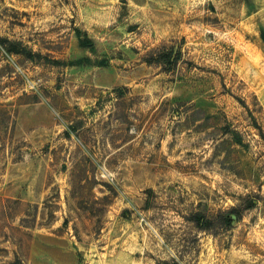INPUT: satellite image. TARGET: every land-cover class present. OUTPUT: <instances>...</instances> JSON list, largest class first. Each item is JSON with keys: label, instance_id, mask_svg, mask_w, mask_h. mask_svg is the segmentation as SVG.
Wrapping results in <instances>:
<instances>
[{"label": "rangeland", "instance_id": "rangeland-1", "mask_svg": "<svg viewBox=\"0 0 264 264\" xmlns=\"http://www.w3.org/2000/svg\"><path fill=\"white\" fill-rule=\"evenodd\" d=\"M166 263L264 264V0H0V264Z\"/></svg>", "mask_w": 264, "mask_h": 264}, {"label": "trees", "instance_id": "trees-1", "mask_svg": "<svg viewBox=\"0 0 264 264\" xmlns=\"http://www.w3.org/2000/svg\"><path fill=\"white\" fill-rule=\"evenodd\" d=\"M159 60L163 61V62H167L168 64H172L173 63V54H165L163 55L162 57L159 58ZM151 62V61H149ZM256 122V121H255ZM257 124V123H255ZM258 126V125H256ZM239 218V215L236 213V212H232L231 216H225V217H221L220 218V222L223 223V224H227V225H231V223L234 221V218ZM192 222H195L197 227L200 229V230H203V231H208L210 230L213 226H214V220L213 219H210L208 217H206L205 215H203L202 213H195L191 219H190ZM167 264V263H166Z\"/></svg>", "mask_w": 264, "mask_h": 264}, {"label": "water", "instance_id": "water-1", "mask_svg": "<svg viewBox=\"0 0 264 264\" xmlns=\"http://www.w3.org/2000/svg\"><path fill=\"white\" fill-rule=\"evenodd\" d=\"M233 218H235V217H233Z\"/></svg>", "mask_w": 264, "mask_h": 264}]
</instances>
